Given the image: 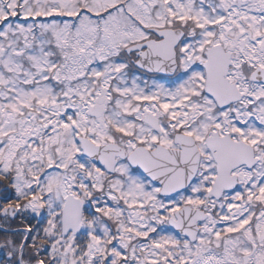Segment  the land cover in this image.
<instances>
[{"label": "snow or ice", "instance_id": "snow-or-ice-1", "mask_svg": "<svg viewBox=\"0 0 264 264\" xmlns=\"http://www.w3.org/2000/svg\"><path fill=\"white\" fill-rule=\"evenodd\" d=\"M0 264H264V0H0Z\"/></svg>", "mask_w": 264, "mask_h": 264}]
</instances>
